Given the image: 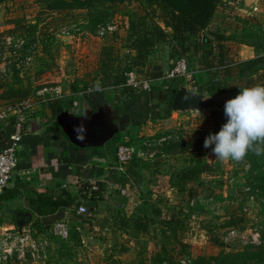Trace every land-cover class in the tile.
I'll return each mask as SVG.
<instances>
[{"label": "rangeland", "instance_id": "374dc122", "mask_svg": "<svg viewBox=\"0 0 264 264\" xmlns=\"http://www.w3.org/2000/svg\"><path fill=\"white\" fill-rule=\"evenodd\" d=\"M0 1V113L29 99L35 107L44 106L38 93L46 87L55 88L57 84L51 78L57 74L62 75L63 83L58 85L63 93L96 89L104 47H113L119 53L127 80L133 73L137 81H152L151 89H141L142 94L136 99L113 90L117 97L108 101L103 97V103L116 106L123 111V117L117 124L116 136L103 150L105 173L100 200L94 203L91 194L86 193L82 204L88 212L84 217L78 216V207L73 206L67 214L48 216L53 220L49 224L35 227L34 222L26 223L23 229L38 247L36 256L30 254L29 244L17 242L12 258L4 264H167L193 260L194 255L216 257L221 251L229 253L255 246L251 242L256 229L264 243V156L222 163L211 148L203 146L210 134L204 118L216 111L226 123L225 102L240 89L233 88L226 96L217 97L218 104L213 109L201 112H172L171 106L161 100L157 105L150 104L153 90L169 91L187 85L195 91L193 85L208 84L209 76L200 70L194 51L183 50L168 29L166 40L155 44L146 58L134 63L130 22L149 13L148 23H158L165 29L141 0L122 4L98 2L90 10H58V0ZM106 22L117 24V31L100 38L98 28ZM65 28L73 29L71 36L62 34ZM217 28L226 33L224 44L230 50L229 63L233 64V75L226 77L222 69L220 80L236 81V63L264 55V0H224L218 5L210 29ZM139 30L144 32L142 26ZM181 56L196 71L194 76L188 81L165 79ZM28 58L32 59L29 64ZM159 73L161 77L154 81L152 76ZM147 140H154L150 156L129 165V171L123 174V186L119 173L124 172H119L116 164L117 146L128 142L148 151L143 146ZM199 160L210 163L213 173L181 182L179 173ZM123 190L126 195L121 194ZM191 193L202 204L192 207ZM244 206L250 209L246 215V238L231 246L225 244L223 249L214 245L213 238L221 242L234 228L230 222L235 216H243ZM155 210L160 214L156 215ZM143 212L154 216L146 235L132 228L133 220ZM124 217L128 222L123 221ZM63 222L69 224L71 231L66 239L55 233V225ZM0 233H11L14 239L19 229L1 227Z\"/></svg>", "mask_w": 264, "mask_h": 264}, {"label": "trees", "instance_id": "16d2710c", "mask_svg": "<svg viewBox=\"0 0 264 264\" xmlns=\"http://www.w3.org/2000/svg\"><path fill=\"white\" fill-rule=\"evenodd\" d=\"M141 1L145 3L147 12H151L153 16H156L164 25L165 29L158 23L149 24L147 19L149 13L136 21L132 20L130 22L129 30L133 33V50L136 52L134 63H137V60L146 58L149 50L153 48L155 44L165 41L168 37L166 31L168 29L171 30L175 42L178 43L183 50L188 51L189 49H193L195 57H198L200 70L207 72L209 76L208 84L203 86L193 85L195 91L199 93H208L213 97H219L226 96L233 88L239 89L251 87L256 84H264V55L259 54L254 58L235 64L237 66L236 81L230 82L220 80L219 74L222 69L225 70L224 75L226 77L233 75L231 69L233 64L231 65L229 63L230 50L224 44L226 33L219 28L214 31L210 29L215 21L218 5L224 0ZM98 2L122 4L127 2V0H58L55 8L58 10H90ZM108 23L110 22H106L104 25ZM139 26L144 28V32L139 30ZM204 32H207V35L202 37V33ZM182 57L184 56L179 58ZM121 65L122 62L119 60V53L116 52V49L113 47H104L98 67V76L95 80L96 89H100L97 93L104 96L105 89L113 88L123 97L126 96L132 99L139 98L142 94L141 89L134 88L127 84V71L121 70ZM159 77H161L160 73L153 75L152 79L155 81V79ZM259 81L262 82L258 83ZM179 88V86L173 87L169 91L153 90L151 96H160L167 93V95H170V99L166 102L171 106L173 98ZM47 103L49 108L53 111L54 117L63 112V100L51 99ZM204 119L205 122L209 124L207 132L212 134L217 133L224 124L221 121L219 113L216 111ZM12 120L14 121V119ZM254 157L255 155L253 153H249L245 159L253 160ZM136 161L137 159L126 165L127 171L125 169L124 173H119L120 176H122L119 182H121L123 186L126 182V180L123 179V174H127L129 165L132 163L134 164ZM104 173L105 171L103 169V175ZM212 173V165L208 162L199 160L195 162L192 168L185 169L179 173V180H181V182H192L199 175ZM104 181H107V179ZM96 184L98 189L91 192L88 190L89 184H85L79 196H73L68 192H62L58 195L45 192L39 194L37 199H29V203L34 207V212L36 214L33 226L38 227L42 223L43 217L52 215L61 208H72L73 206L79 208L83 205L82 201L86 197V193L91 194L90 200L97 203L102 197L103 182L96 181ZM11 194L13 196L16 195V191H13ZM191 195H193V193H191ZM197 197L198 196L193 195V199ZM154 213L159 215L160 211L155 210ZM246 220V215L243 213V216L233 217L230 225L235 229L244 231L247 229ZM123 221L128 222V219L124 217ZM153 222L154 216L148 212H143L142 215L133 220L132 228L139 234L146 235ZM212 242L221 249L225 246L223 241L220 242L215 238L212 239ZM189 260L192 261V264H264V243L261 246H249L243 249L236 248L229 253L221 251L216 257L207 258L194 255V259ZM167 264H181V260L176 262L169 261Z\"/></svg>", "mask_w": 264, "mask_h": 264}, {"label": "crops", "instance_id": "0c3cea01", "mask_svg": "<svg viewBox=\"0 0 264 264\" xmlns=\"http://www.w3.org/2000/svg\"><path fill=\"white\" fill-rule=\"evenodd\" d=\"M245 47L252 48L247 45ZM51 82L57 84L55 88L59 89L56 99L64 101L63 112L67 111L77 117H82L85 109H87L86 113L92 115L104 107L111 112L116 125L122 121L123 111L116 106L113 108L103 103V97L105 101L117 97L113 94L115 89H105L104 96L97 93L100 89L63 93L62 87L58 85L63 83L62 75L57 74L52 77ZM169 99L170 96L167 93L160 96L154 95L150 98V104L157 105L159 100L166 102ZM57 117L58 115L54 117L48 103L34 107L29 114L26 133L18 151V170L5 192L1 194L0 228L17 227L19 229L18 223L22 220L27 224H32L36 219V214L29 199H37L41 193L48 192L58 195L68 192L73 196H79L85 184L103 182V161H105L103 150L106 149L108 143L97 148L77 147L63 132L57 122ZM128 121L131 122V119L128 118ZM13 132V120L0 123V149L7 147ZM13 191H16L14 196L11 194ZM70 210L71 208H61L49 216L67 214ZM6 214L10 217L8 218ZM49 221L53 220H49L48 216L42 218V223L49 224Z\"/></svg>", "mask_w": 264, "mask_h": 264}, {"label": "built area", "instance_id": "2783aa9c", "mask_svg": "<svg viewBox=\"0 0 264 264\" xmlns=\"http://www.w3.org/2000/svg\"><path fill=\"white\" fill-rule=\"evenodd\" d=\"M75 31H79L76 27H73ZM117 31V24L109 23L107 25H100L97 31L98 36L101 38L106 37L109 34H114ZM73 29H64L62 34L65 36H71ZM24 45V42H22ZM32 61L31 58L27 59V64ZM196 71L192 69L190 66L189 61L185 58H179L173 64L172 69L167 73L165 79L173 80V81H188ZM128 85L132 86L137 89H143L144 91H149L152 86V81H137L135 75L131 73L129 75ZM50 95L49 98L46 95ZM59 95V89L53 88L50 89L48 87L44 88L38 96L40 98V102H48L51 99H56ZM35 107L34 101L31 99L21 103L17 107L8 108L7 110L0 113V123L6 122L9 120L14 119V132L10 135L9 142L7 147L4 149H0V195L5 192L7 187L9 186L11 180L15 172L18 170L19 167V157L18 151L19 147L23 141V138L26 133V124L29 119V114ZM166 138L161 139L160 142L165 141ZM154 140H147L144 143V148L149 149L148 151L142 150V148L134 145L123 143L119 144L116 149V164L117 170L119 172H125L126 165L132 162L135 159H147L150 156V149L153 146ZM89 191H96L98 186L96 183H90ZM248 191L251 189L248 188ZM123 195H126V191L123 190ZM191 206L196 207L198 204H202V200L198 198H194L191 200ZM88 212V209L85 205H81L77 210L78 216H84ZM242 212L247 215L250 213V209L248 206H244L242 208ZM257 233L253 237V241L251 242L252 245L261 246L262 241H260V233L255 230ZM55 233L63 238L66 239L70 236L71 231L68 223H57L55 225ZM246 230H238V229H230L226 236L223 238V242L226 245H233L241 242L245 237ZM19 240V241H18ZM31 238L29 233L26 231L24 234H18V237L12 238L11 233L4 235V233H0V264L6 263L10 258L13 256L14 248H16L17 242L18 243H27L30 247V254L35 257L36 252L38 251V247L34 242H31ZM181 264H192V261L189 259H182ZM255 264V263H253Z\"/></svg>", "mask_w": 264, "mask_h": 264}, {"label": "clouds", "instance_id": "9594fccd", "mask_svg": "<svg viewBox=\"0 0 264 264\" xmlns=\"http://www.w3.org/2000/svg\"><path fill=\"white\" fill-rule=\"evenodd\" d=\"M239 89L235 97L225 102L226 123L204 140V148H211L216 160L222 163H240L249 153L264 155V84ZM86 110L82 116L86 117ZM74 131L76 140L83 142L84 124L76 126Z\"/></svg>", "mask_w": 264, "mask_h": 264}, {"label": "water", "instance_id": "95a60500", "mask_svg": "<svg viewBox=\"0 0 264 264\" xmlns=\"http://www.w3.org/2000/svg\"><path fill=\"white\" fill-rule=\"evenodd\" d=\"M185 97H188L185 99ZM218 98L210 96L208 93H199L191 90L189 86L183 85L175 94L171 110L172 112H201L211 110L218 104ZM57 122L69 140L79 148H97L102 147L111 141L117 133L115 118L107 108H101L97 113L86 117H77L67 111L62 112L57 117ZM84 124L86 128L85 140L83 142L76 140L74 128ZM52 220V219H49ZM19 233L24 234L23 229L26 221H20Z\"/></svg>", "mask_w": 264, "mask_h": 264}]
</instances>
